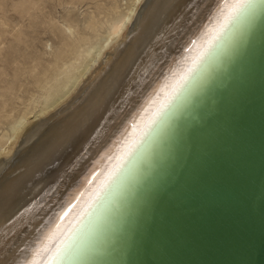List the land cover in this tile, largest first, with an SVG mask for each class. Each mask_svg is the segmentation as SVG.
<instances>
[{"label":"water","instance_id":"1","mask_svg":"<svg viewBox=\"0 0 264 264\" xmlns=\"http://www.w3.org/2000/svg\"><path fill=\"white\" fill-rule=\"evenodd\" d=\"M237 11L57 264H264V0Z\"/></svg>","mask_w":264,"mask_h":264},{"label":"bare ground","instance_id":"2","mask_svg":"<svg viewBox=\"0 0 264 264\" xmlns=\"http://www.w3.org/2000/svg\"><path fill=\"white\" fill-rule=\"evenodd\" d=\"M131 2L72 86L0 134V264H57L61 244L247 0Z\"/></svg>","mask_w":264,"mask_h":264},{"label":"rangeland","instance_id":"3","mask_svg":"<svg viewBox=\"0 0 264 264\" xmlns=\"http://www.w3.org/2000/svg\"><path fill=\"white\" fill-rule=\"evenodd\" d=\"M131 1L0 0V134L72 86Z\"/></svg>","mask_w":264,"mask_h":264}]
</instances>
